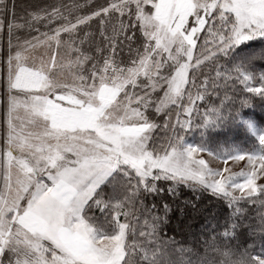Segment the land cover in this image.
Masks as SVG:
<instances>
[{
  "label": "snow or ice",
  "instance_id": "1",
  "mask_svg": "<svg viewBox=\"0 0 264 264\" xmlns=\"http://www.w3.org/2000/svg\"><path fill=\"white\" fill-rule=\"evenodd\" d=\"M249 204L264 0H0V264H264Z\"/></svg>",
  "mask_w": 264,
  "mask_h": 264
},
{
  "label": "trees",
  "instance_id": "2",
  "mask_svg": "<svg viewBox=\"0 0 264 264\" xmlns=\"http://www.w3.org/2000/svg\"><path fill=\"white\" fill-rule=\"evenodd\" d=\"M88 2L96 3V2H102V0H88ZM244 208H245V212L248 216V220L246 221V223L255 222L258 224L259 223L258 214L261 212H264V209H260L258 206L250 205V204L245 205ZM200 223H201V221H199V220L195 222V227L197 229H199ZM168 234L171 235L170 232ZM177 238L179 239V237H177Z\"/></svg>",
  "mask_w": 264,
  "mask_h": 264
}]
</instances>
